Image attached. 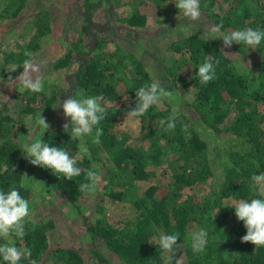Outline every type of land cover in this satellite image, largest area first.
<instances>
[{"label":"trees","instance_id":"obj_1","mask_svg":"<svg viewBox=\"0 0 264 264\" xmlns=\"http://www.w3.org/2000/svg\"><path fill=\"white\" fill-rule=\"evenodd\" d=\"M102 2L115 9L125 3L82 0L84 21L78 34L63 39L64 50L52 62L54 70L75 64V82L67 95L63 94L66 98L70 94L74 98L103 97L107 116L98 125L103 129L100 143H93L95 128L79 140L70 136L71 129L65 133L62 126H51L44 133L43 139L50 146L78 157L82 173L73 180L25 159L24 140L35 128L28 121L33 119L36 124L42 115L50 123L51 110L59 103L62 89L42 79L44 90H22L26 100L16 110L9 104L11 99H0V190L16 188L29 200L31 210L35 185L48 194L58 191L81 216L90 251L101 262L109 260L97 248L99 240L125 264H165L158 238L162 233H178L186 264H264V247L241 241L247 230L233 208L241 199L264 198V192L250 188L251 176L264 173V42L255 49L233 44L231 48L238 52L235 58L218 38L190 29L179 31L187 19L174 0H131V13L116 15V22L109 27L111 32L127 34L121 44L93 29L98 24L95 6ZM150 3L160 7L154 21H150L147 9ZM200 3L208 19L202 23L205 26L222 23L225 33L247 28L264 30V0ZM3 4L0 21L19 16L26 20L14 35L16 48L5 51L0 47L6 57L0 60V78L9 80L21 75L24 61L33 60L34 53L49 38L53 15L47 8L25 12L27 0H3ZM168 34L174 36L163 47L159 66L162 78L154 77L139 52L158 42L154 35L160 36L161 42ZM26 51L32 56H25ZM206 56L220 64L216 78L202 85L197 71ZM8 63L12 66H6ZM154 79L172 91L174 98L164 99L138 117L140 129L134 135L119 126L118 118L135 107L137 89ZM121 84L127 99L121 93ZM39 97L42 103L38 106ZM174 105L180 109L176 127L165 131L166 125L159 122L168 118ZM37 131L35 137L39 138ZM88 169L102 174L99 188L104 195L129 204L133 215L111 220L99 203L89 220L80 202L88 193L78 191V186L87 182ZM38 174L42 180H38ZM56 226L53 217L38 219L30 215L23 240L12 236L0 239V244L31 249L32 259L38 264H88L77 245L50 243ZM200 229L207 231V245L203 252H193L191 234ZM173 259H177L175 254ZM0 264L6 262L0 258ZM19 264L28 262L22 259Z\"/></svg>","mask_w":264,"mask_h":264},{"label":"clouds","instance_id":"obj_2","mask_svg":"<svg viewBox=\"0 0 264 264\" xmlns=\"http://www.w3.org/2000/svg\"><path fill=\"white\" fill-rule=\"evenodd\" d=\"M175 7L190 21H199L202 17L200 0H174ZM223 24L212 23L208 32L212 39H220L224 48H231L233 44L246 45L250 49H255L264 42V30L247 28L223 32ZM25 56L31 57L32 53L26 51ZM236 55V54H232ZM220 64L206 56V59L198 67L197 75L202 85H207L216 78V68ZM39 66L35 65L31 59L24 61V71L21 74L22 85L25 89L40 93L44 90L42 79L39 75ZM135 107L127 112V117L144 116L148 110L160 104L164 99H173L174 93L165 88L160 80L154 79L151 83H145L135 92ZM101 96H83L74 98L71 94L58 105L63 110L64 117L68 122L62 125L65 133H69L74 140H79L84 136L91 135L95 128L93 143H100V136L103 129L98 125L107 116L106 107L102 104ZM56 106V107H57ZM179 107L174 105L168 118L161 119L160 125L165 126V131L174 130L179 115ZM37 127L40 133L39 138L29 136V142L24 144L25 159L33 166L51 169L53 173L62 174L67 180L79 177L82 169L77 166L78 157H73L69 152L58 146H50L43 139L51 125L42 117L38 118ZM84 152L88 150L85 148ZM86 181L78 186L81 193H94L101 176L93 169L86 170ZM250 188L259 189L264 192V173L253 174L251 176ZM235 216L243 222L246 234L241 238L242 242H250L255 247H264V198H253L238 200L233 207ZM219 212V211H218ZM217 212V213H218ZM30 216V202L25 199L19 190L12 188L5 192L0 190V239L12 236L23 240L26 235L25 223ZM207 231L200 229L191 234L193 252H203L207 245ZM160 250L166 254L165 264H173L178 259H173L174 254L181 249L179 234H161L158 238ZM0 258L6 264H19L23 259L28 264H38L32 259V251L27 247H17L15 244H0Z\"/></svg>","mask_w":264,"mask_h":264},{"label":"rangeland","instance_id":"obj_3","mask_svg":"<svg viewBox=\"0 0 264 264\" xmlns=\"http://www.w3.org/2000/svg\"><path fill=\"white\" fill-rule=\"evenodd\" d=\"M125 3L118 6L116 9L109 5L108 2H102L98 6H95L94 17L98 22L97 25L93 26V29L99 31V34L113 37L116 41L124 44L127 40V34L122 31L111 32L109 27H112L113 21L116 22V15H128L132 11L131 0H123ZM82 0H27V6L25 12L30 11L31 8L34 10L39 8H47L53 15V27L49 34V38L44 40L43 46L40 51L35 52L33 56V63L39 66V75L41 79H47L50 85H57L62 88L59 93V101L62 102L67 95V91L71 85L75 82L74 67L75 64L72 63L66 68L60 70H54L52 68V62L55 58L60 56L64 50L63 39L67 37H72L78 34V30L84 21L82 17L81 10ZM151 5L147 7L151 15L150 21L156 20L159 15L160 7L156 4L150 3ZM3 0H0V10L3 8ZM183 16V15H182ZM65 17V18H64ZM180 15L177 17L179 18ZM186 17H184L185 19ZM187 19V18H186ZM26 20L21 18L18 19H5L0 21V47L2 50L8 51L16 48V38L14 35L16 31L19 32ZM186 24H182L184 29H190L193 32L205 33L211 35L208 32L209 23L205 26L202 23L208 22V19L202 13V17L199 21L186 20ZM198 23V24H197ZM187 26L189 28H187ZM175 30V29H174ZM202 34V33H201ZM173 34L169 36H164L163 41L159 42L160 36L154 35V38L158 42H154L153 46L147 48L146 51H140L141 57L144 62L148 65L154 77L162 78V72L159 68L161 66L160 59L165 52L163 48L166 46L168 39L173 38ZM175 38V37H174ZM111 44V43H110ZM135 46V45H134ZM132 46V47H134ZM137 48V47H136ZM136 48L134 50H136ZM137 51V50H136ZM151 51V52H150ZM228 53L237 58L238 52L232 48H227ZM170 54V52H168ZM4 52L0 51V60H4ZM236 54V55H232ZM241 56V55H239ZM242 57V56H241ZM170 60L169 57L166 58ZM1 62V61H0ZM6 66H12L10 63ZM22 74V73H21ZM121 93L124 99H127L128 94L126 93L125 86L121 84ZM25 88L22 85L21 75H18L12 79L0 78V99H11L9 104H13L14 110L17 106H20L22 101L26 100L25 96L21 95V91ZM58 101V102H59ZM44 102V101H43ZM42 103L41 97H39L38 106ZM58 105V104H57ZM56 105V106H57ZM54 106L50 114V125L51 126H62L64 123L68 122L64 117L63 110L59 106ZM47 116V115H45ZM31 117V114L27 116ZM119 126L128 130L134 135L138 134L140 129L139 118L127 117V115H122L118 118ZM34 120H29V125L35 126V128L29 132L25 138V143L29 142V136H35L38 130L37 123L34 124ZM40 174V173H39ZM38 174V180H42ZM101 180L97 185V189L94 193H88L81 200L83 205V210L89 220L92 221L93 215L96 213L97 205L101 203L105 208V213L109 216L111 220H116L119 217L131 216L133 215V208L129 204L122 201H113L107 195H104L103 189L101 190L99 184L102 185V174ZM38 183V182H36ZM148 183V182H147ZM37 189L33 193V210L30 209V215L38 219L44 217H53L56 220L57 226L50 234V243L53 245H77L82 250L88 264H125L122 262L116 254L112 253L106 248V245L100 240L96 242L97 248L103 252V254L108 258V262H101V260L90 251V239L87 234V228L82 218L75 210H73L67 203L65 198L56 191L52 194H48L45 190L41 189L40 185H35ZM166 256V254H165ZM175 257L179 260V264H186L184 262V253L180 249L175 253Z\"/></svg>","mask_w":264,"mask_h":264}]
</instances>
